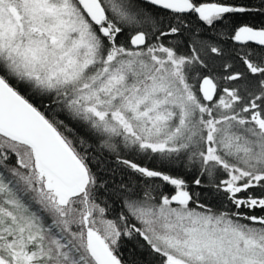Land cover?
<instances>
[{
	"label": "snow or ice",
	"instance_id": "1",
	"mask_svg": "<svg viewBox=\"0 0 264 264\" xmlns=\"http://www.w3.org/2000/svg\"><path fill=\"white\" fill-rule=\"evenodd\" d=\"M0 264H264V0H0Z\"/></svg>",
	"mask_w": 264,
	"mask_h": 264
},
{
	"label": "trees",
	"instance_id": "2",
	"mask_svg": "<svg viewBox=\"0 0 264 264\" xmlns=\"http://www.w3.org/2000/svg\"><path fill=\"white\" fill-rule=\"evenodd\" d=\"M185 178L190 182L192 180L191 175H186ZM116 179L119 180L120 176L119 174L116 176ZM209 201H212V197L209 196ZM134 246L131 242L126 243L125 246L122 248L123 256L126 260H132L134 257L137 259L142 258L140 250H133Z\"/></svg>",
	"mask_w": 264,
	"mask_h": 264
}]
</instances>
